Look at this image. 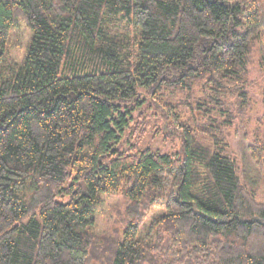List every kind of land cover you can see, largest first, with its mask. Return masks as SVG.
<instances>
[{"label":"trees","instance_id":"16d2710c","mask_svg":"<svg viewBox=\"0 0 264 264\" xmlns=\"http://www.w3.org/2000/svg\"><path fill=\"white\" fill-rule=\"evenodd\" d=\"M262 31L264 0H0V264H264V204L224 131L250 88L264 109ZM168 86L188 91L186 120L161 105L180 152L123 144ZM103 195L125 204L100 237Z\"/></svg>","mask_w":264,"mask_h":264},{"label":"rangeland","instance_id":"374dc122","mask_svg":"<svg viewBox=\"0 0 264 264\" xmlns=\"http://www.w3.org/2000/svg\"><path fill=\"white\" fill-rule=\"evenodd\" d=\"M29 38L30 31L23 22L11 30L6 48L10 61L21 62ZM258 48L260 51L255 53L253 63L248 68V78L253 83H259L262 79L259 54L264 56V31L260 32ZM164 89L165 91L156 96L157 105L154 103V106H144L137 111L138 114H134V119L124 135L123 144L132 145L137 151L148 149L167 154L180 152V140L167 124L161 105H171L173 109L169 113H176L179 119L186 120L189 110L180 105L187 99L188 91L180 88L173 90L170 86ZM249 95L250 105L244 116L235 120L234 125L224 131L230 150L235 154L241 181L255 195L257 202L264 204V150L260 152L258 160L251 157L250 150L254 146L264 149V109L256 87L250 88ZM172 129L179 131L177 125ZM124 204L125 201L120 195L101 196V203L95 212V226L91 232L100 237L113 235L119 225V215L123 212Z\"/></svg>","mask_w":264,"mask_h":264}]
</instances>
